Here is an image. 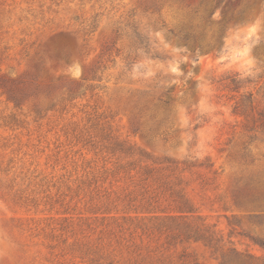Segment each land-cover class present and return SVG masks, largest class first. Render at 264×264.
<instances>
[{
	"label": "rangeland",
	"instance_id": "obj_1",
	"mask_svg": "<svg viewBox=\"0 0 264 264\" xmlns=\"http://www.w3.org/2000/svg\"><path fill=\"white\" fill-rule=\"evenodd\" d=\"M180 190L264 264V0H0V264H221Z\"/></svg>",
	"mask_w": 264,
	"mask_h": 264
},
{
	"label": "trees",
	"instance_id": "obj_2",
	"mask_svg": "<svg viewBox=\"0 0 264 264\" xmlns=\"http://www.w3.org/2000/svg\"><path fill=\"white\" fill-rule=\"evenodd\" d=\"M220 6L221 2H219L217 9L220 8ZM213 13H215V11ZM195 35L196 34L194 32H186L184 39L187 40ZM212 47L214 48L215 45H212ZM241 82L242 80L237 77L231 79V83L234 85L236 91H240L242 87ZM253 110V94L241 93L239 100L236 101L234 112L238 115L246 116ZM106 135V140H108L109 143L115 147L119 146L116 150H120L126 157L129 158V160H131L128 162L129 165H138L144 172H153L155 169L153 166L156 165L163 168H178L181 165H187L186 161H179L167 156H154L141 148H125L123 143H119L115 137L111 136L109 133ZM116 150H114V152ZM182 192V190L178 192L180 198L179 202H181V206H179V213H164L149 218L152 228L161 232L176 233L177 235L183 236L185 240L204 241L206 245L212 247L215 252L219 254L221 264H253L252 260L257 258L254 255L241 252L235 247L225 249L223 236L219 235L215 229L207 225L204 219L194 215L195 210L190 205L188 198L185 197V194ZM259 244L264 247V241L259 242Z\"/></svg>",
	"mask_w": 264,
	"mask_h": 264
}]
</instances>
